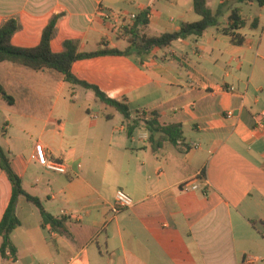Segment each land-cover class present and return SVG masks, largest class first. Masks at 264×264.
<instances>
[{
  "label": "crops",
  "instance_id": "obj_1",
  "mask_svg": "<svg viewBox=\"0 0 264 264\" xmlns=\"http://www.w3.org/2000/svg\"><path fill=\"white\" fill-rule=\"evenodd\" d=\"M222 1L207 0V7L215 11ZM99 5L122 14L146 11L148 23L138 28L149 37L199 19L192 0H0V26L15 18L19 29L11 44L32 48L62 13L53 52H61L65 40L76 41L80 52L124 50L128 36L105 23ZM239 6L245 20L240 45L221 32L227 12L200 37L140 56L72 64L78 79L125 102L131 117L156 112L161 125L180 124L182 149L165 140L152 145L144 127L128 137L118 111L103 103L92 111L94 93L71 86L55 70L0 62V83L22 120L40 103L50 108L41 138L4 149L24 190L63 231L42 226L37 208L18 197L20 225L10 235L16 255L0 254V264H264V235L250 223L264 222V132L255 128L264 111V5ZM78 94L88 98L84 110L73 107ZM36 142L65 164V174L34 160ZM191 181L198 189H184ZM117 190L133 203L113 215ZM11 192L0 169V220Z\"/></svg>",
  "mask_w": 264,
  "mask_h": 264
},
{
  "label": "trees",
  "instance_id": "obj_2",
  "mask_svg": "<svg viewBox=\"0 0 264 264\" xmlns=\"http://www.w3.org/2000/svg\"><path fill=\"white\" fill-rule=\"evenodd\" d=\"M256 2L259 6L264 5V0H223L215 11L207 7V0H192L194 12L199 16L197 21L181 22L179 29L173 32L161 33L157 36H146L140 33L139 25L146 26L148 19L146 11L137 13L136 19L129 28L124 27L123 34L128 36L129 45L124 50L118 49H99L92 52H80L77 42L65 40L61 52H53L50 41L55 33L56 26L62 13H56L44 27L40 42L32 48H21L11 44L13 34L19 29V24L15 18H9L0 26V62L8 61L14 64L23 65L32 70L52 69L63 75V80L71 86H80L83 89L91 90L95 97L104 105L114 108L123 117L125 132L131 137L134 130L144 127L148 133V141L155 146L165 140L173 144L178 149L181 148L180 139L182 130L180 124L161 125L158 121L156 112H151L148 118L131 117V112L127 104L108 97L97 85L90 84L78 79L72 72V64L75 61L89 59L97 56H129L132 54L142 55L149 53L154 48H167L178 39H185L189 36L200 37L205 30L210 27H218L221 17L229 12L228 25L221 29V32L230 37L235 45L243 42V36L238 32L245 25V20L241 14V3ZM257 20L254 19L251 26H256ZM0 97L8 104L12 105L14 99L9 95L0 83ZM185 149V148H184ZM0 169L6 175L11 184V198L0 220V237L2 239L0 254L7 257L10 254L13 258L16 255V248L13 245L10 235L20 225V221L15 214V207L18 197H24L32 203L38 210L41 217V225L50 224L51 228L59 232L61 221L50 215L44 208L42 201L26 192L22 186L20 176L14 171L9 152L0 144ZM251 225L264 235V222L250 220Z\"/></svg>",
  "mask_w": 264,
  "mask_h": 264
},
{
  "label": "rangeland",
  "instance_id": "obj_3",
  "mask_svg": "<svg viewBox=\"0 0 264 264\" xmlns=\"http://www.w3.org/2000/svg\"><path fill=\"white\" fill-rule=\"evenodd\" d=\"M220 22H222V19H220ZM96 100V104H90V106H88L94 112H98L102 108L100 107L102 103L98 99ZM87 102L88 98L85 95L78 94L75 103H73V107L75 109H83ZM38 107L35 113L30 114V119L25 121L17 114L16 108L9 106L0 97V144L3 147H13L16 145L18 147L26 146L28 141L32 142L41 138L42 132L45 129L42 119L50 108L47 104L45 105L43 103H40ZM136 116L145 117L136 114L132 118Z\"/></svg>",
  "mask_w": 264,
  "mask_h": 264
},
{
  "label": "built area",
  "instance_id": "obj_4",
  "mask_svg": "<svg viewBox=\"0 0 264 264\" xmlns=\"http://www.w3.org/2000/svg\"><path fill=\"white\" fill-rule=\"evenodd\" d=\"M97 13L109 27L115 30H122L124 27L129 28L137 16V13L122 14L119 12H113L105 8L103 5L98 6ZM148 17L149 14L147 13L146 18L148 19ZM229 90L233 91L234 88L229 87ZM255 128L264 132V111L261 113L260 119L256 122ZM33 158L46 171L56 174H65L67 171L65 164L55 158L52 154H49L41 142L35 143ZM198 187L196 181L184 184V189L188 190H196ZM132 203V199L127 193L122 190H117L110 211L115 215L119 210L130 207Z\"/></svg>",
  "mask_w": 264,
  "mask_h": 264
}]
</instances>
